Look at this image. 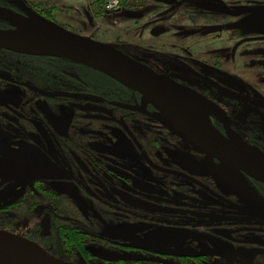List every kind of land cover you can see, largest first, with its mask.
Segmentation results:
<instances>
[{
	"label": "rangeland",
	"instance_id": "obj_1",
	"mask_svg": "<svg viewBox=\"0 0 264 264\" xmlns=\"http://www.w3.org/2000/svg\"><path fill=\"white\" fill-rule=\"evenodd\" d=\"M10 1L180 83L218 87L236 106L264 102V37L245 43L244 34L225 28L233 20L226 10L264 0H122L110 16L104 0ZM2 50L6 66L39 70L37 60ZM58 67L48 72L67 88L91 83L111 99L127 98L107 75ZM10 79L0 70V230L72 264H264V202L240 174L164 129L157 107L140 102L152 119L109 107L100 92L92 103L27 97ZM185 174L210 180L246 208L222 205Z\"/></svg>",
	"mask_w": 264,
	"mask_h": 264
},
{
	"label": "flooded vegetation",
	"instance_id": "obj_2",
	"mask_svg": "<svg viewBox=\"0 0 264 264\" xmlns=\"http://www.w3.org/2000/svg\"><path fill=\"white\" fill-rule=\"evenodd\" d=\"M122 0H120V6L117 10L113 12H106L108 15L116 14L121 8H122ZM0 7L9 9L17 14H20L24 17H26V12L22 11L20 8L17 7V5L10 0H0ZM103 9V4H102ZM30 12V11H29ZM227 14L230 17H233V20L228 22L225 26L227 32H241L243 35V40L245 43L251 42V40L255 39L256 37H264V5H245L239 9H228L226 10ZM15 26L9 23L6 20L1 19L0 17V29L2 30H8V29H14ZM69 28V27H67ZM222 32V28H218L217 30L214 28H210L207 30V33L211 32ZM71 32V31H70ZM78 34V33H75ZM79 35V34H78ZM82 36V35H81ZM239 46V44H236V47ZM4 54L10 55H17L16 52L12 53L8 50H2L1 51ZM153 52V51H151ZM23 57H31V59H34L38 63L39 70H33V69H22L19 68H13L6 66L7 63H4V60H0V70H3L7 73V75L15 77L11 82H9V85H15L20 86L21 88L25 89V93L28 96L33 97V94L36 95V97L39 98H45L47 100L53 101V100H73L77 102H83V103H92L96 101L95 94H98L100 92V86L91 85V83L82 84L80 87L76 88H67L65 87V83L67 81L63 80V78L58 77L59 79H56L53 77L56 74H50L48 70H53L54 72H59L58 66L63 65H77L78 67H82L83 69L95 71L99 74L105 75L101 72H98L94 69H91L87 66H84L82 64L74 63L66 59L61 58H55V57H49V56H36V55H30V54H23ZM233 62V61H232ZM74 63V64H72ZM180 64H185V61L180 60ZM235 64V63H234ZM169 70L167 66H162L160 70ZM195 70V69H194ZM155 73L162 75L171 81L177 82V84L189 87L201 95L208 98L210 101L214 102L216 105H218L222 111L224 112V120H215L212 119L213 125L217 128V130L227 138H231L233 134L239 135L246 143L256 146L264 153V102L260 98H256L255 100H248L249 102H243L241 106H236V102H231L229 99V96H227L226 92L221 91L218 87H211L206 82H203V84L199 82L198 85L192 84V86H188L185 83H180L173 79L171 76L162 73L158 70H153ZM59 75V74H58ZM60 76V75H59ZM69 76V75H67ZM71 77V76H70ZM126 87V86H125ZM203 87V88H202ZM206 87V88H205ZM53 91L52 90H55ZM127 98L125 99H111L112 97L109 95H106L102 92V98L104 99L103 103L106 102V104L109 107L117 108L119 110H127V111H134L138 112L139 114L144 115L145 117L152 118L147 112L143 110V106L148 104L146 106V109L148 111L153 110V105L150 103L142 102V105H140V102L142 99L141 94L138 92L131 90L127 88ZM59 93H73V94H80L83 96L88 97L86 98H76V97H65V96H59L57 94ZM27 99L25 100V102ZM144 101V100H143ZM101 103V102H97ZM226 103V104H225ZM152 106H150V105ZM26 105L30 107L27 103ZM125 106H133L137 107L135 109L133 108H127ZM32 108V107H31ZM23 112V110L21 109ZM36 114L39 116V109L35 108ZM4 113H9V110L5 109ZM25 114V116H24ZM0 115H6V114H0ZM15 116L22 117V119L32 121L30 118L26 117L28 116V113L19 114L18 112H15ZM40 117V116H39ZM9 119V118H7ZM153 119V118H152ZM34 122H36V119H33ZM158 123H160L158 121ZM160 125L166 129L161 123ZM168 130V129H166ZM169 131V130H168ZM173 136L179 138L181 141L186 143L188 146L193 148L194 150L204 154L205 156L211 158L213 161L217 163L223 164L225 167L230 169L233 172H237L241 176L242 184L249 188L250 192L253 194L255 193L261 201L264 202V182L259 181L250 175H247L246 173L235 169L228 164L219 161L215 158H212L211 156L197 150L196 148L192 147L190 144L182 140L180 137L173 134L171 131H169ZM97 160V159H96ZM94 162L95 161L94 159ZM186 178L189 180V182L192 183L193 187H196L197 189H200L202 192H204L206 195H208L210 198H213L220 202L222 205L232 208L235 210H241L246 208V205L241 203L240 201H237L236 197H232L231 195H224L220 190H218L208 179H203L199 176H196L194 174H185ZM204 194V195H205ZM164 201H160V204L163 205ZM172 203V202H171ZM179 201L172 203V208L176 209L179 205ZM195 205V204H194ZM166 207V206H165ZM261 209V208H257ZM183 214H186L185 212H181ZM182 218V217H181ZM247 226H244V229H246ZM13 233V232H11ZM15 234V233H13ZM17 235V234H16ZM20 236V235H19ZM22 237V236H21ZM26 238V237H24ZM33 242H35L32 238H26ZM37 244V243H36ZM236 259L235 257H231ZM147 261L154 262V263H160V260L155 259H148ZM229 264H235L234 261L230 260Z\"/></svg>",
	"mask_w": 264,
	"mask_h": 264
},
{
	"label": "water",
	"instance_id": "obj_3",
	"mask_svg": "<svg viewBox=\"0 0 264 264\" xmlns=\"http://www.w3.org/2000/svg\"><path fill=\"white\" fill-rule=\"evenodd\" d=\"M0 17L15 26L0 29V44L31 43L40 52L30 53L66 59L101 72L144 98H156L169 110V116L160 113L158 121L169 131L197 150L264 182V159L244 149L243 153L223 150L202 141L188 120H183L182 109L175 94L174 81L159 75L122 55L110 46L62 29V33L35 32L21 29L18 24L44 27L40 18L31 12L26 17L0 7ZM178 86V85H177ZM179 87H181L179 85ZM59 96L88 98L80 94L59 93ZM127 108H137L125 106ZM160 110V109H159ZM161 112V111H160ZM188 123V124H187ZM0 264H72L46 253L35 242L0 230Z\"/></svg>",
	"mask_w": 264,
	"mask_h": 264
},
{
	"label": "bare ground",
	"instance_id": "obj_4",
	"mask_svg": "<svg viewBox=\"0 0 264 264\" xmlns=\"http://www.w3.org/2000/svg\"><path fill=\"white\" fill-rule=\"evenodd\" d=\"M41 22L44 24L43 28L18 23H15V25L27 31L62 33L61 27L54 25L45 19H41ZM85 38L87 39V37ZM0 47L21 54H30L33 52L39 53L41 51L37 45L31 43L0 44ZM119 52L139 65H142L144 68L149 69L122 51ZM174 85L176 86L175 94L177 96V101L184 116L183 120H188V123H190L195 130L196 135L202 141L211 146L227 151L243 153L244 149H246V151L264 159V153L259 148L246 143L239 135L233 134L231 138H227L217 130L211 120H224V112L218 105L193 89H189L182 85L179 87V84L177 83ZM144 102L150 103L160 109L163 116H169L168 108L161 104L156 98H144Z\"/></svg>",
	"mask_w": 264,
	"mask_h": 264
},
{
	"label": "built area",
	"instance_id": "obj_5",
	"mask_svg": "<svg viewBox=\"0 0 264 264\" xmlns=\"http://www.w3.org/2000/svg\"><path fill=\"white\" fill-rule=\"evenodd\" d=\"M120 6V0H104L103 10L105 12H113Z\"/></svg>",
	"mask_w": 264,
	"mask_h": 264
}]
</instances>
